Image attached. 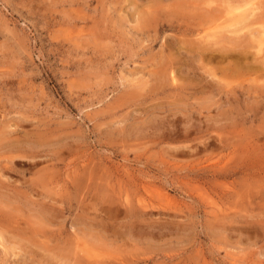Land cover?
Here are the masks:
<instances>
[{
	"label": "rangeland",
	"instance_id": "rangeland-1",
	"mask_svg": "<svg viewBox=\"0 0 264 264\" xmlns=\"http://www.w3.org/2000/svg\"><path fill=\"white\" fill-rule=\"evenodd\" d=\"M263 59L264 0H0V264H264Z\"/></svg>",
	"mask_w": 264,
	"mask_h": 264
},
{
	"label": "bare ground",
	"instance_id": "bare-ground-1",
	"mask_svg": "<svg viewBox=\"0 0 264 264\" xmlns=\"http://www.w3.org/2000/svg\"><path fill=\"white\" fill-rule=\"evenodd\" d=\"M232 7V6H231ZM219 13V12H218ZM203 14V13H202ZM217 14V13H216ZM223 16V15H222ZM221 17V16H220ZM253 17V16H252ZM262 17V16H261ZM257 18V17H256ZM263 18V17H262ZM208 19V18H207ZM254 19V18H253ZM206 21V20H205ZM251 23V22H250ZM199 25V24H198ZM207 25H208V23H207ZM209 28V27H208ZM200 29V28H199ZM210 29V28H209ZM197 31H198V29H197ZM252 31V30H251ZM259 33V32H258ZM202 34V33H201ZM209 34V33H208ZM253 35V34H252ZM196 36V35H195ZM202 37V36H201ZM194 38V37H193ZM203 39V38H202ZM225 39V38H224ZM201 40V39H200ZM204 40V39H203ZM228 40V39H227ZM249 40V39H248ZM202 41V40H201ZM209 41V40H208ZM230 41V40H229ZM258 42V41H257ZM220 44H221V42H220ZM230 44H233V43H230ZM213 45V44H212ZM218 45H219V43H218ZM234 45V44H233ZM250 45V44H249ZM199 46V45H198ZM197 46V47H198ZM202 46H204V47H202V50L203 51H205V52H207V51H209L211 48H209V46H206V45H202ZM220 46V45H219ZM223 46V45H222ZM246 46V45H245ZM199 47H201V46H199ZM198 47V48H199ZM218 47V46H217ZM219 48V47H218ZM221 48V47H220ZM225 48V47H224ZM232 48V47H231ZM215 49V48H214ZM225 49H227V48H225ZM201 50V49H200ZM223 50V49H222ZM225 51V50H224ZM228 52V51H227ZM198 53V52H197ZM217 52L216 51H214V54H216ZM203 54V53H202ZM223 54V53H222ZM222 54H220L219 56L218 55H212V57L209 59V60H211V61H218V62H220V61H222L223 62V60H226L227 58H229V57H231V54L229 55L228 53L227 54H224V55H222ZM243 54H245L244 53V51H243V53H240V54H237V56H238V60H240V58H242V57H244V55ZM201 55V54H200ZM233 56H235V55H233ZM203 57V56H202ZM233 59V58H232ZM245 59V58H244ZM261 60V59H260ZM264 60V59H263ZM226 61H228V60H226ZM237 61V60H236ZM246 61V60H245ZM232 62V61H231ZM235 62V61H234ZM237 62H239L240 63V61H237ZM251 63V62H250ZM234 64H236V63H234ZM242 64V63H241ZM240 64V65H241ZM235 67V66H234ZM242 67H243V65H242ZM234 69V68H233ZM238 69V68H237ZM239 71V70H238ZM241 71V70H240ZM254 71V70H253ZM264 72V71H263ZM164 74V73H163ZM175 78V77H174ZM172 80V79H171ZM210 87H211V85L210 84H208ZM197 126V125H196ZM192 127V126H191ZM187 129V128H186ZM203 130V129H202ZM206 130V129H205ZM185 131V130H184ZM200 131V130H199ZM196 132V131H195ZM170 135V134H169ZM189 136V135H188ZM56 138V137H55ZM163 139H165L164 137H163ZM186 140V139H185ZM162 141V140H161ZM53 144V143H52ZM60 145V144H59ZM33 151V150H32ZM174 151V150H173ZM22 155V154H21ZM60 155V154H59ZM170 155V154H169ZM170 157V156H169ZM210 158V157H209ZM219 160V159H218ZM220 161V160H219ZM218 161V162H219ZM202 162V161H201ZM67 163V162H66ZM197 163V162H196ZM208 163V162H207ZM207 163H205V164H207ZM194 164H195V162H194ZM210 164V163H209ZM7 165V164H6ZM223 165V164H222ZM221 165V166H222ZM179 166V165H178ZM10 168V167H9ZM122 174V173H121ZM124 178V177H123ZM43 180V179H42ZM89 180V179H88ZM124 180V179H123ZM132 182H133V180H132ZM122 183V182H121ZM132 186V185H131ZM122 187H123V185H122ZM124 188V187H123ZM131 188V187H130ZM133 188V187H132ZM135 188V187H134ZM142 189V188H141ZM148 189V188H147ZM58 190V189H57ZM135 190V189H134ZM137 190V189H136ZM114 192V191H113ZM121 192V191H120ZM9 193V192H8ZM134 196V195H133ZM136 205V204H135ZM131 210V209H130ZM127 212V211H126ZM1 237V236H0ZM12 241V240H11ZM78 242V241H77ZM21 244V243H20ZM35 245V244H34ZM55 258V257H54ZM24 259V258H23ZM23 264V263H22Z\"/></svg>",
	"mask_w": 264,
	"mask_h": 264
}]
</instances>
